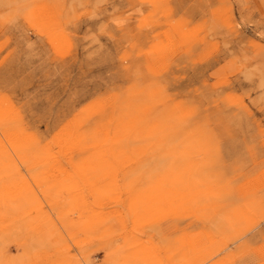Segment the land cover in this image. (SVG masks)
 I'll return each instance as SVG.
<instances>
[{
  "label": "rangeland",
  "instance_id": "374dc122",
  "mask_svg": "<svg viewBox=\"0 0 264 264\" xmlns=\"http://www.w3.org/2000/svg\"><path fill=\"white\" fill-rule=\"evenodd\" d=\"M0 264H264V0H0Z\"/></svg>",
  "mask_w": 264,
  "mask_h": 264
}]
</instances>
